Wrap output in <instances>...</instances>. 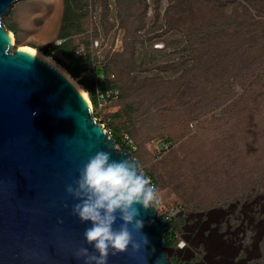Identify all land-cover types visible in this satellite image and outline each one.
<instances>
[{"label":"rangeland","instance_id":"obj_1","mask_svg":"<svg viewBox=\"0 0 264 264\" xmlns=\"http://www.w3.org/2000/svg\"><path fill=\"white\" fill-rule=\"evenodd\" d=\"M152 6L149 15L146 0L75 3V27L84 31L73 36L76 52L90 54L91 68L103 69L118 93L95 109L86 92L93 116L121 138L119 149L129 142L159 190L155 209L176 236L165 250L173 264H213L217 246L208 243L201 259L193 222L220 208L232 218L235 202L244 214L222 231L232 248L243 242L247 264H264V0ZM63 16L64 0H21L2 23L15 48L43 54L61 43ZM162 144L170 149L161 152Z\"/></svg>","mask_w":264,"mask_h":264},{"label":"water","instance_id":"obj_2","mask_svg":"<svg viewBox=\"0 0 264 264\" xmlns=\"http://www.w3.org/2000/svg\"><path fill=\"white\" fill-rule=\"evenodd\" d=\"M0 0V264H82L87 245L66 193L97 151L132 159L93 116L69 79L31 53L15 48L2 23L14 4ZM148 238L133 253L110 254L107 264H173L165 252L167 219L141 213ZM119 221L117 222V226ZM133 240L143 237L133 232Z\"/></svg>","mask_w":264,"mask_h":264},{"label":"clouds","instance_id":"obj_3","mask_svg":"<svg viewBox=\"0 0 264 264\" xmlns=\"http://www.w3.org/2000/svg\"><path fill=\"white\" fill-rule=\"evenodd\" d=\"M106 132L110 135L108 130ZM168 146L170 149V144ZM66 193L77 201L71 211L81 224L88 225L83 238L92 249L89 252L87 247L79 248L75 252L77 261L82 264H107L110 254H122L129 248L136 253L143 246L147 252L149 241L143 233L141 213L154 210L160 196L159 190L136 160L125 158L117 161L111 159L108 151H97L80 169L74 186L66 187ZM133 232L142 235L141 243L134 242ZM179 248L178 256L183 255L179 251L183 249V244Z\"/></svg>","mask_w":264,"mask_h":264},{"label":"trees","instance_id":"obj_4","mask_svg":"<svg viewBox=\"0 0 264 264\" xmlns=\"http://www.w3.org/2000/svg\"><path fill=\"white\" fill-rule=\"evenodd\" d=\"M76 2L77 0H64V16L62 21L63 28L60 35L61 43L54 46L53 51H46L44 49H41V51L44 55L51 57L53 59H51L52 61L55 60L59 65H61L70 77L75 80L79 79V83L82 85L84 90L82 88L81 89L89 94V97L96 109V93L110 90L111 85L106 83V73L103 69L98 67L91 68L94 60L91 58L90 54L79 55L76 52V45L74 43L75 39L73 36L79 33H84L81 27H75L76 20L74 17H72V15L74 16ZM112 89L114 90V88ZM112 139L115 140L117 146L121 144L120 137L112 136ZM123 149L131 153V150L128 146ZM170 229L171 227L165 234V248L172 246L176 238L174 231H171Z\"/></svg>","mask_w":264,"mask_h":264},{"label":"flooded vegetation","instance_id":"obj_5","mask_svg":"<svg viewBox=\"0 0 264 264\" xmlns=\"http://www.w3.org/2000/svg\"><path fill=\"white\" fill-rule=\"evenodd\" d=\"M230 207L232 208L230 212L232 218L237 211L244 214V211L240 208L238 203L235 202ZM232 218L227 216V212H225L223 208L213 209L207 213H202L198 215L197 218H195L193 222L195 224L193 231L196 234L195 239L197 237V242L200 243V251H198V253L202 255V257H200L201 259L204 258V256L205 258L208 256L207 254L203 253L202 248L206 247V245L209 243L210 245L214 244L217 246V248L214 247L217 249V252L215 254L217 258L216 260H213V264H219L222 261L223 257L231 258L232 260L230 264H247L246 258L249 256V252L248 249L243 247V242L238 243L237 248H235V246H233L232 248L231 244H235L236 242H233L230 238H227L222 231L224 224L227 225V230L229 229ZM184 219L185 222H187L186 217ZM236 219L241 220L240 214H238ZM196 224L198 227L196 226ZM188 236L190 235L188 234ZM192 239L193 236L192 238H189V240Z\"/></svg>","mask_w":264,"mask_h":264},{"label":"built area","instance_id":"obj_6","mask_svg":"<svg viewBox=\"0 0 264 264\" xmlns=\"http://www.w3.org/2000/svg\"><path fill=\"white\" fill-rule=\"evenodd\" d=\"M147 4L149 5L148 13L149 15L152 13L153 6L152 2L153 0H146ZM118 100V93L115 90H109L104 92L97 93V102L98 107L100 109L109 107L112 103L116 102ZM126 145L130 147L129 142H125ZM169 149V146L167 144H162L160 147V150L167 151Z\"/></svg>","mask_w":264,"mask_h":264},{"label":"bare ground","instance_id":"obj_7","mask_svg":"<svg viewBox=\"0 0 264 264\" xmlns=\"http://www.w3.org/2000/svg\"><path fill=\"white\" fill-rule=\"evenodd\" d=\"M10 37L12 39V42L14 43V38L13 36L10 34ZM24 51H27L29 53H31L32 55L36 56L37 58L43 60L44 62H46L48 65L52 66L54 69H56L59 73H61L62 75H64L67 79H69L71 81V83L75 86V88L80 92V94L84 97V99L87 101L88 105L89 101L87 100V93L84 92L81 87L73 80L71 79V77L67 74V72L65 70H62L54 61H52L51 59L45 57L42 53L40 52H36V51H32L29 49H24L21 48ZM91 107V106H90Z\"/></svg>","mask_w":264,"mask_h":264}]
</instances>
